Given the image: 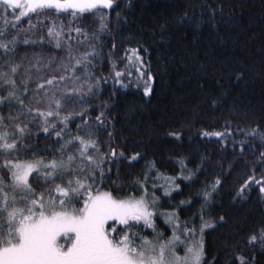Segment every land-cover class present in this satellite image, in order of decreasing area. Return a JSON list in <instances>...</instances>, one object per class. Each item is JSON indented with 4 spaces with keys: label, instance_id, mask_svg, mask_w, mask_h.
Segmentation results:
<instances>
[{
    "label": "snow or ice",
    "instance_id": "obj_1",
    "mask_svg": "<svg viewBox=\"0 0 264 264\" xmlns=\"http://www.w3.org/2000/svg\"><path fill=\"white\" fill-rule=\"evenodd\" d=\"M117 6L115 0H0V264H206L205 232L214 229L216 222L204 213L222 181L217 178L210 190L203 191L198 226L195 218L180 215L190 199L170 204L169 209L159 207L161 197L171 201L183 191L178 179H191L182 175L183 161L177 176L165 175L154 160L147 161L129 185L133 190L125 191L118 182L121 167L139 163L144 154L129 155L114 146L126 142L110 130L115 124L107 118L109 101L91 105L85 99L96 98L108 77L88 70L98 56L90 41L99 37L81 21ZM116 16L119 19L121 13ZM25 19L26 28L20 26ZM99 19L104 30V21L110 22L111 16ZM21 44L39 45L41 51L31 57L21 55ZM45 46L65 55H45ZM81 47L88 50L80 52ZM112 48L119 52L115 44ZM147 52L137 44L115 59L109 55L113 84L122 89L143 85L144 94H149L154 76L150 60L142 55ZM97 107L98 114L90 116L88 109ZM4 108L9 110L7 115ZM76 120L80 123L72 131L70 122ZM258 132L254 128L250 134ZM229 134L227 122L223 132L200 133L220 140ZM171 135L179 138L180 133ZM41 136L55 138L58 147L46 144L40 149L50 158L21 159L20 153L34 156L38 148L26 141ZM240 144L243 153L245 142ZM259 163L264 164V153ZM113 165L116 180L111 179ZM251 171L237 196L252 185L264 193V171L259 179L255 168ZM110 188L115 191L106 190ZM158 219L170 234L157 230ZM138 228L152 235H143ZM258 232L248 237V243L259 241L264 247V224ZM229 264L249 261L237 253Z\"/></svg>",
    "mask_w": 264,
    "mask_h": 264
},
{
    "label": "trees",
    "instance_id": "obj_2",
    "mask_svg": "<svg viewBox=\"0 0 264 264\" xmlns=\"http://www.w3.org/2000/svg\"><path fill=\"white\" fill-rule=\"evenodd\" d=\"M115 4L118 6L111 11L85 16L81 26L99 37L90 41L98 56L88 70L97 77H108L96 98L85 99L91 105L109 101L107 118L115 124L110 130L118 140L126 142L114 146L129 155L144 154L139 163L121 167L118 182L125 185V191H132L129 185L140 176L147 161L154 160L157 169L170 176L181 173L183 161L186 170L182 175L191 179H178L183 191L173 195L171 201L161 197L159 207L169 209L170 204L190 199V206L183 208L180 215L182 219L195 218L198 226L199 209L204 203L202 193L219 178L222 184L204 213L216 222L214 229L205 232L206 264H229L237 253L245 256L249 264H264L261 243H248V237L254 232L259 235L258 229L264 224V193L252 185L237 196L244 179L253 174L252 168L257 179L264 171V164L259 163L264 153V0H115ZM117 12L121 13L119 19ZM101 15L111 16L110 22L104 21V30L100 29ZM20 26L26 28L27 19ZM113 44L119 52L112 48ZM137 44L148 49L142 55L150 60L154 76L152 91L147 95L143 85L122 89L110 78L109 55L115 59L123 49ZM34 51L40 52V46L21 44L18 48L27 57ZM43 51L45 55H65L48 46ZM8 111L3 109L5 115ZM99 111L98 107L88 109L92 117ZM226 122L230 134L225 140L200 135L203 131L223 132ZM78 123L79 120L70 122V129L75 131ZM254 128H259L255 136L250 134ZM54 139L41 136L39 140L26 141L38 148L33 150L34 156L20 153L21 159L50 158V153L40 149L46 144L58 147ZM111 179L116 180L114 165ZM156 223L158 231L170 234L162 219ZM135 230L152 235L142 228Z\"/></svg>",
    "mask_w": 264,
    "mask_h": 264
},
{
    "label": "rangeland",
    "instance_id": "obj_3",
    "mask_svg": "<svg viewBox=\"0 0 264 264\" xmlns=\"http://www.w3.org/2000/svg\"><path fill=\"white\" fill-rule=\"evenodd\" d=\"M63 242V241H62Z\"/></svg>",
    "mask_w": 264,
    "mask_h": 264
}]
</instances>
